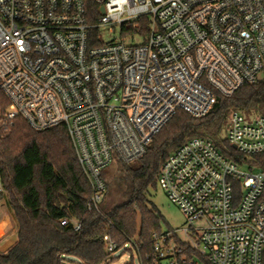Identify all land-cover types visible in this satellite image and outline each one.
<instances>
[{"label": "built area", "instance_id": "obj_1", "mask_svg": "<svg viewBox=\"0 0 264 264\" xmlns=\"http://www.w3.org/2000/svg\"><path fill=\"white\" fill-rule=\"evenodd\" d=\"M262 72L264 0H0V121L64 126L91 187L88 210L101 209L113 156L138 160L177 111L203 117L217 94ZM225 138L246 157L264 155V115L230 111ZM157 182L185 217V239L153 232L141 256L135 241L104 235L110 256L97 264L119 250L136 264H264V168L241 167L194 136L167 156ZM72 259L59 264H87Z\"/></svg>", "mask_w": 264, "mask_h": 264}, {"label": "trees", "instance_id": "obj_2", "mask_svg": "<svg viewBox=\"0 0 264 264\" xmlns=\"http://www.w3.org/2000/svg\"><path fill=\"white\" fill-rule=\"evenodd\" d=\"M91 8L94 13L95 5ZM7 106L0 90V120ZM232 110L264 115V72L228 97L217 94L203 117L177 111L138 160L124 164L113 156L101 174L105 195L121 182L125 199L107 211L87 209L91 187L64 126L39 131L21 117L0 121V200H5L16 227V242L0 251V264H59L61 256L97 264L110 256L104 235L118 246L133 240L141 256L150 254L151 235L159 226L154 210L148 207V191L158 184L163 161L183 142L207 137L239 166L264 168V155L246 157L221 137ZM111 166L118 172L113 176L107 171ZM62 218L79 222L80 229L61 225ZM184 252L189 259L192 250L184 247Z\"/></svg>", "mask_w": 264, "mask_h": 264}, {"label": "rangeland", "instance_id": "obj_3", "mask_svg": "<svg viewBox=\"0 0 264 264\" xmlns=\"http://www.w3.org/2000/svg\"><path fill=\"white\" fill-rule=\"evenodd\" d=\"M113 34H104L102 40L109 41L113 38ZM127 44H132L131 38L126 37ZM134 42V41H133ZM227 124L223 128L221 137H225ZM110 175H114V166L107 169ZM124 189L121 182L114 184L109 192L104 195L101 202V208L105 211L124 201ZM148 207L153 209L158 221L159 232H169L174 235V238L185 239V235L181 232V227L185 225V217L182 211L173 204L165 192L157 184L155 188H150L148 191ZM3 221V222H2ZM2 222V223H1ZM16 242V227L8 206L5 200H0V251L8 249ZM76 262L78 260L72 259ZM133 262L136 264L134 253L130 250H119L114 253V260L107 264H128Z\"/></svg>", "mask_w": 264, "mask_h": 264}, {"label": "crops", "instance_id": "obj_4", "mask_svg": "<svg viewBox=\"0 0 264 264\" xmlns=\"http://www.w3.org/2000/svg\"><path fill=\"white\" fill-rule=\"evenodd\" d=\"M0 191H1V189H0ZM2 222H3V221H2ZM2 222H1V223H2ZM6 250H7V249H4V248H3V249L1 250V252H4V251H6Z\"/></svg>", "mask_w": 264, "mask_h": 264}, {"label": "water", "instance_id": "obj_5", "mask_svg": "<svg viewBox=\"0 0 264 264\" xmlns=\"http://www.w3.org/2000/svg\"><path fill=\"white\" fill-rule=\"evenodd\" d=\"M102 11V8L100 9ZM234 148V146H232Z\"/></svg>", "mask_w": 264, "mask_h": 264}]
</instances>
